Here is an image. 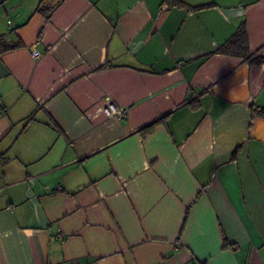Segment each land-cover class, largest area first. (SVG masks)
<instances>
[{
    "label": "crops",
    "instance_id": "obj_1",
    "mask_svg": "<svg viewBox=\"0 0 264 264\" xmlns=\"http://www.w3.org/2000/svg\"><path fill=\"white\" fill-rule=\"evenodd\" d=\"M180 1L0 0V264H264V0Z\"/></svg>",
    "mask_w": 264,
    "mask_h": 264
},
{
    "label": "trees",
    "instance_id": "obj_2",
    "mask_svg": "<svg viewBox=\"0 0 264 264\" xmlns=\"http://www.w3.org/2000/svg\"><path fill=\"white\" fill-rule=\"evenodd\" d=\"M42 1L40 2V6L37 8V10L43 12V6ZM62 0H57V3H59ZM173 4L181 5L182 2L180 0H171ZM56 3V4H57ZM247 43V35L246 31L243 26H240L238 30L231 36V38L226 41L224 44H222L219 48L216 49L217 52L222 53H229L234 52L235 50H238V48H242ZM21 44L19 41L15 43H8L6 42L2 37H0V53L15 49L16 47H19ZM264 61V58L259 57L253 60V62L260 63Z\"/></svg>",
    "mask_w": 264,
    "mask_h": 264
},
{
    "label": "built area",
    "instance_id": "obj_3",
    "mask_svg": "<svg viewBox=\"0 0 264 264\" xmlns=\"http://www.w3.org/2000/svg\"><path fill=\"white\" fill-rule=\"evenodd\" d=\"M31 55L33 56V57H36V56H38L39 55V52H38V50H32L31 51ZM105 113L107 114V115H117V116H119V117H124L125 115H126V108H124V107H118V106H116L113 102H107L106 104H105ZM261 108L260 107H256L255 108V112L256 113H260L261 112ZM56 237L58 238V239H61L62 238V234H61V232H59V233H57V235H56ZM175 244H179V240H176L175 241Z\"/></svg>",
    "mask_w": 264,
    "mask_h": 264
}]
</instances>
